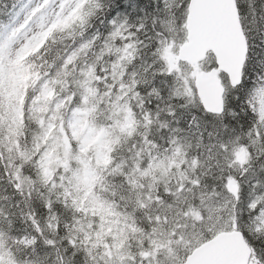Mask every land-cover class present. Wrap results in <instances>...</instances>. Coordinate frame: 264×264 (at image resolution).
<instances>
[{
	"label": "snow or ice",
	"instance_id": "6c2138e0",
	"mask_svg": "<svg viewBox=\"0 0 264 264\" xmlns=\"http://www.w3.org/2000/svg\"><path fill=\"white\" fill-rule=\"evenodd\" d=\"M0 264H264V0H0Z\"/></svg>",
	"mask_w": 264,
	"mask_h": 264
}]
</instances>
